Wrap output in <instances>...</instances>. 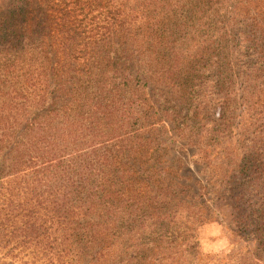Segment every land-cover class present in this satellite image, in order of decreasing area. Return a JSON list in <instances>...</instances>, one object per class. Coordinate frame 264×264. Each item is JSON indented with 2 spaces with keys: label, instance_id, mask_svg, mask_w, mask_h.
Listing matches in <instances>:
<instances>
[{
  "label": "trees",
  "instance_id": "trees-1",
  "mask_svg": "<svg viewBox=\"0 0 264 264\" xmlns=\"http://www.w3.org/2000/svg\"><path fill=\"white\" fill-rule=\"evenodd\" d=\"M157 120L209 204L153 176ZM208 222L227 251L201 250ZM18 260L264 264V0H0V264Z\"/></svg>",
  "mask_w": 264,
  "mask_h": 264
},
{
  "label": "rangeland",
  "instance_id": "rangeland-1",
  "mask_svg": "<svg viewBox=\"0 0 264 264\" xmlns=\"http://www.w3.org/2000/svg\"><path fill=\"white\" fill-rule=\"evenodd\" d=\"M238 91L233 90L230 96L229 105L226 108V117L232 123L236 121V115L238 113ZM215 109H211V113L214 118ZM157 118V115H155ZM154 125V130L152 131V136L155 138L152 145L150 146L149 153L150 159L148 160L150 164V169L153 176L157 180H162L164 183H169L175 190L176 197L178 199L188 200L193 197L194 200L201 201L205 205L209 204L206 192L214 191L217 192L220 188H216L215 185L205 179V173L201 172L200 165L195 163L191 159V151L193 148L191 146H182V142H177L173 144H167L164 148L158 146L156 141L160 139V133L165 132V129L169 128L168 122H163L162 120L156 121ZM163 125L164 127H161ZM215 189V190H214ZM213 192L212 203L218 202L220 194ZM219 219V216H217ZM216 224L215 222H208L207 224ZM217 225V224H216ZM220 230L221 227L217 225ZM222 233V230H221ZM238 235L241 236L246 242L250 244L249 231L247 229H240L237 231ZM223 235V234H222ZM248 236V237H247ZM23 260V259H22ZM18 260L15 264H38L37 262H22Z\"/></svg>",
  "mask_w": 264,
  "mask_h": 264
},
{
  "label": "clouds",
  "instance_id": "clouds-1",
  "mask_svg": "<svg viewBox=\"0 0 264 264\" xmlns=\"http://www.w3.org/2000/svg\"><path fill=\"white\" fill-rule=\"evenodd\" d=\"M200 248L205 253L219 254L228 250V240L222 235L220 228L212 224H204L197 237Z\"/></svg>",
  "mask_w": 264,
  "mask_h": 264
}]
</instances>
